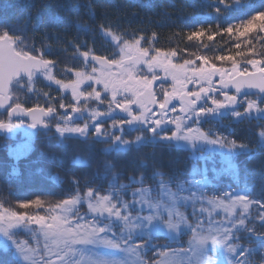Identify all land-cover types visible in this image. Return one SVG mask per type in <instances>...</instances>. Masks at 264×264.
Wrapping results in <instances>:
<instances>
[{"label": "snow or ice", "instance_id": "snow-or-ice-1", "mask_svg": "<svg viewBox=\"0 0 264 264\" xmlns=\"http://www.w3.org/2000/svg\"><path fill=\"white\" fill-rule=\"evenodd\" d=\"M210 7L217 13L216 19L232 11H239L242 15L221 33L209 35L208 39L213 40L216 34L226 32L230 38L237 41L235 48L241 49L243 44L245 51H238L235 56L228 54L209 58L201 55L194 59L173 62V58L177 56L176 50L169 52L154 50L152 54L149 48L140 47L143 39L141 37L134 41H123V46L119 49L121 53L119 59L109 61L92 55L90 50L82 52L84 68L76 70L75 79L68 82L55 78L53 61L45 59L43 54L40 56L30 54L19 35L10 34L8 30L0 27V108L12 98L13 84L17 88L23 87L25 84L23 77H26V83L31 90L30 86L39 73L62 89H70L77 106L81 100L85 101L83 106L73 107L74 113L86 111L89 101L107 104L106 111L92 109L91 118L93 123L100 116L112 118V127L120 130V135L113 136L116 152L130 150L132 142L121 138L125 132L124 125L127 124L129 132L147 130L153 133L148 141H145L142 135L136 136L137 148L142 142L152 144L160 141L174 142L169 146L191 151L192 160L204 161L203 168L193 166L190 178L178 183L176 191L172 190L162 173L155 172L152 179L159 178L158 194L155 196L154 189L144 186L143 176L139 179L129 178V184H120L118 178L114 176L105 194L89 187L81 196L77 189L69 198L49 205L47 215L22 214L0 205L2 237L0 250L11 253V264H145L142 259L144 245L133 242V234L139 240L149 241L150 248L152 238L161 234L176 233L181 230L182 225L192 233L189 247L183 250V253L177 251L171 254L162 253L167 258L163 264H250L249 258L254 252L264 251V245L259 249L241 246L240 237L237 235L238 231L255 234L253 229L245 227V219L253 204L264 209V202L249 199L247 189L236 193L225 189L219 196L213 192L211 197L206 192L209 187L217 188L209 179V172L213 173L214 179H218L222 174L238 179V172L233 163V156L236 153L232 150L245 146L237 145L235 141L226 144L225 138L220 136L213 139L199 127L202 120L219 121L226 116L239 119L250 117L253 112L264 113V107L256 100L245 99L248 96L247 92L244 93V97L240 96L245 89H257L264 93V49L257 50L251 39L241 40L256 29L264 33V11L249 15L244 9L251 6L242 4L241 0L231 2L218 0ZM102 31L117 45L121 43L122 37L110 29L102 28ZM204 33L205 30L200 28L199 31L192 32L188 40L193 38L199 40ZM249 45L252 47H248ZM253 53L255 56H252ZM236 56L252 58L238 61ZM212 59L220 61L221 66L217 67L216 63L211 62ZM89 60L94 63L90 65ZM197 60L201 63L197 64ZM223 62H231V66L226 67ZM241 63L249 65L250 68H242ZM96 64L100 65L99 69ZM89 67L91 70L86 71L85 69ZM216 77H219L218 84L215 82ZM169 80L171 84L166 87ZM157 81L161 83L154 89ZM85 84H88V88L81 90ZM99 85L103 87L98 90L96 86ZM232 88L235 89L234 94L228 91ZM238 103H246L243 113L237 108ZM133 106L138 111H135ZM61 107L65 106L61 104ZM117 110L123 115L113 116ZM53 111L51 107L47 111L43 108L27 110L17 104L8 115L30 116L32 121L29 126L36 128L41 122L37 113L45 116ZM62 119L71 121L72 117L66 116ZM189 121L192 123L189 124ZM23 122L21 119L20 123ZM16 126L11 119L0 122V129L11 130ZM88 127L87 122L82 127L69 126L66 123L65 126L58 127L57 131L61 134L67 132L86 136ZM94 131L97 137L107 135L102 132L100 126H96ZM169 132L171 135L166 134ZM259 136L260 143L264 146V130ZM210 145L219 147H209ZM225 148L228 151H222ZM215 152H219L222 157L221 163L226 165L219 171L216 168V161L209 155ZM209 163L212 165L211 168L208 167ZM132 185L139 187L131 191L129 202L123 199L122 193ZM82 202L87 203L90 218L86 219L79 215L78 205ZM197 203L201 204L200 213L202 215L207 213L209 217L207 228L203 227L202 221H198L195 227L188 225L186 217L178 210L180 206L190 204L195 215ZM204 203L212 210L223 208L228 217L234 216L237 208L242 211L237 219H229L227 225L217 224L211 220L212 213L203 207ZM32 204L36 207L45 206L40 199L33 201ZM20 207L27 209L29 203H22ZM133 211L137 213L135 216L132 215ZM260 219L264 221V212L260 213ZM29 225H36L44 238L42 253L39 245L32 247L26 241L18 239L20 233L15 230ZM117 227L122 229L119 235L114 231ZM169 238L173 241L176 239L174 235Z\"/></svg>", "mask_w": 264, "mask_h": 264}, {"label": "trees", "instance_id": "trees-1", "mask_svg": "<svg viewBox=\"0 0 264 264\" xmlns=\"http://www.w3.org/2000/svg\"><path fill=\"white\" fill-rule=\"evenodd\" d=\"M214 2L218 0H0V27L10 34L19 35L30 54H43L45 59L53 61L56 78L68 82L75 79L76 70L84 68L82 52L90 50L92 55L110 61L119 59V45L125 40L134 41L141 37V46L149 48L152 53L154 50H176L174 62L201 55L209 58L228 54L235 56L238 51H245L243 44L241 49H236L237 41L226 32L216 34L213 40L208 39L209 35L221 33L242 15L239 11H232L216 19L217 13L210 7ZM241 3L251 6L244 9L249 15L264 11V0H241ZM102 28L121 36V43L117 45L104 34ZM200 28L205 30L204 35L199 40H188V36ZM261 37H264V33L256 29L241 40L251 39L256 49L261 50L264 49V38ZM252 56H236V59L241 61ZM211 62L216 63L217 67L221 66L218 60L212 59ZM196 63L200 64L201 61L197 60ZM223 63L226 67L231 66V62ZM241 67L250 68L245 63H241ZM24 81L23 87L14 85L12 88L13 104L26 109L51 107L56 115L49 122V131H40L30 137L35 151L21 160L19 176L12 175L7 165L9 149L17 144V140L9 132L0 133V205L5 208L27 215H47L49 205L69 198L77 189L81 196L89 187L105 194L114 176L120 184H129L131 177L139 179L143 176L146 187L158 183L159 178L152 179L155 172L162 173L166 182L171 184L189 178L194 165L197 168L204 167V161L192 160L189 151L170 147V143H143L137 148L134 144L136 136L142 135L148 141L153 133L147 130L129 132L126 124L121 138L132 142L130 150L116 152L113 136L120 135V130L112 127V118L100 123L103 132L107 133L105 136L97 137L90 133L84 139L67 136L59 140L54 128L70 99L64 98L58 88L45 82L34 85L32 91ZM254 99H260L264 106L262 97ZM61 104L65 107L62 108ZM9 119L7 111L0 113V122ZM221 120L226 123L231 121L232 131L229 128L222 129L224 135H228L237 145L245 146L233 158L238 179L225 175L228 178L225 185L231 189L244 187V190H249V199L264 202V146L259 136L264 130V117L238 120L227 116ZM209 123L210 120H202L199 127L204 128ZM208 167H212L211 163ZM134 187L139 186L132 185L122 193L124 200L131 201L129 190ZM173 189L176 190V187ZM37 199L42 200L45 206L36 207L32 204ZM22 203H29V207H20ZM182 211L195 227L202 214L195 212L194 215L191 205L182 208ZM241 211L237 210L235 219ZM261 212L264 209L257 204L249 208L245 227L253 229L255 234L238 231L241 246L259 249L264 245ZM78 213L85 214L86 211L81 208ZM136 214L132 212L133 216ZM191 237V231L183 232L174 241L168 235H157L150 241V248L147 240L135 237L134 242L144 245L142 259L145 264H159L167 259L162 253L171 254L188 249ZM22 238L24 235L19 234L18 239ZM249 259L250 264H264V251L254 252ZM11 261V253L0 250V264H11Z\"/></svg>", "mask_w": 264, "mask_h": 264}, {"label": "rangeland", "instance_id": "rangeland-1", "mask_svg": "<svg viewBox=\"0 0 264 264\" xmlns=\"http://www.w3.org/2000/svg\"><path fill=\"white\" fill-rule=\"evenodd\" d=\"M123 46V44H121V45H119V49H120V47H122ZM140 47L141 48H143L142 46H141V44H140ZM119 52V58H120V56H121V53H120V51H118ZM152 53V52H151ZM152 54H154V53H152ZM173 62H174V60H173ZM100 67H98L97 66V69H99ZM142 68H143V66H142ZM86 71H90L91 69H90V67L89 68H87V69H85ZM114 70V69H113ZM144 71H146V68H144ZM53 75L55 76V71H54V69H53ZM97 75H99V72L97 73ZM55 78H56V76H55ZM57 79V78H56ZM41 82H45V83H47V84H49V85H52V86H54V87H56V89L58 88V90L60 91V93H62V96L64 97V98H66V97H68L69 99H70V103H69V105L68 106H66V108L64 109V111H63V113H62V115L59 117V121H56V126H55V128H54V133L56 134V136L59 138V140H62L63 138H65V137H67V136H72V137H77V138H86L90 133H94V134H96L95 133V131H94V128L96 127V126H100L101 127V125H100V123L102 122V121H104V120H107V119H109L110 117H105V116H100L99 118H97L96 120H95V123H93L92 122V118H91V110L92 109H94V108H98L100 111H106L107 110V104L105 103V104H99L98 102H96V101H89L88 102V109L86 110V111H77V112H73L72 111V109H73V107H79V106H83L84 104H85V101L84 100H81L80 101V105L79 106H77L76 105V101L73 99V97H72V95H71V90L70 89H68V90H64V89H62L59 85H56L55 83H53V82H51V81H49V80H47L43 75H41V74H39V75H36V77L34 78V80H33V83H32V85L30 86L31 87V89H32V91H34V85H38L39 83H41ZM215 82L218 84L219 83V77H216V79H215ZM161 82L160 81H157L156 82V85H154V89H156L157 88V86L160 84ZM170 84H171V81L169 80V81H167V83H166V87L167 86H170ZM25 85V84H24ZM27 86H29V85H27ZM95 86V85H94ZM16 87V86H15ZM97 88H98V90L99 89H102V85H99V86H96ZM191 87V86H190ZM86 88H88V84H85V85H83L82 86V89L81 90H83V89H86ZM13 91V90H12ZM158 94H159V92H158ZM217 95H218V93H217ZM119 98V97H118ZM249 99H253V100H256L257 101V103L261 106V107H264V106H262V102H261V100L260 99H254V97H249ZM242 108L241 109H239L242 113L244 112V109H245V107H246V103H244V104H242ZM134 110L135 111H138V109H136L135 107H134ZM156 109H154V111H155ZM113 116H122L123 114L122 113H119V110H117L115 113H113L112 114ZM264 115V113H260V114H257V113H252L251 115H250V117H247V118H245V117H241V118H236V117H232V116H230V117H232V118H234V119H238V120H246V119H253V118H258V116H263ZM66 116H71L72 117V119H71V121H66V120H64V119H62L63 117H66ZM80 117H83V119H79ZM227 117V116H226ZM210 121H211V123H209V124H207V125H205V127L204 128H201V130L202 131H204V132H207L210 136H212V138L214 139V138H216V136H220V137H222V138H225V143L227 144L228 142H230V141H233V139H231L228 135H224V132L222 131V135H220V134H218V132H217V128L216 129H214L213 128V126H214V124H215V121L216 120H211V119H209ZM85 122H87L88 124H89V127H88V130H87V135L86 136H81V135H79V134H77V133H64V134H61L60 132H58L57 131V129H58V127H63V126H65V124L67 123L69 126H76V125H79V126H83V124L85 123ZM220 122H222V120L220 119L219 121H217V123H220ZM15 124H17V126L16 127H13V132H11V135H12V138H15L16 140H17V144L13 147V148H11V149H9V152H8V157H9V160L7 161V165H9L10 166V168H9V170H10V173L11 174H13V175H17V173H18V169H17V164L21 161V160H23L24 159V157L25 156H30L31 154H32V152H34L35 151V147H33L32 146V144H31V142H30V134H29V131H28V126H29V124L27 123V122H23V124H21L20 123V121H16V122H14ZM189 124H191L192 122L191 121H189L188 122ZM127 125V124H126ZM213 125V126H212ZM128 127H129V125H127ZM193 126H195V125H193ZM212 126V127H211ZM218 128H222V126H220V125H218ZM230 129V132L232 131L231 130V128H229ZM101 130H102V128H101ZM102 132H103V130H102ZM0 133H1V129H0ZM168 135H171V133H169ZM161 142H165V143H174V142H167V141H161ZM115 144H116V142H115ZM134 144H135V141H134ZM141 144H143V142L141 143ZM209 147H219L218 145H216V146H209ZM245 148H236V149H233L232 151L234 152V153H236L234 156H233V158L235 157V156H237L241 151H243ZM222 151H228V149L227 148H225V149H222ZM190 153H191V151H189ZM212 154V156H211V159H213V160H220V162H221V160H222V157L220 156V154H219V152H215V153H211ZM214 154H216V155H214ZM218 155V156H217ZM191 156H192V153H191ZM219 162V163H220ZM197 178H200V177H197ZM220 180H221V182L222 183H225V179L224 178H219ZM170 185V184H169ZM171 186V188H172V190L173 191H176V190H174L173 189V187H175V186H172V185H170ZM146 187H148V188H151V189H154L155 191H154V193H153V195L155 196V195H157L158 194V183L157 184H155V185H151V186H146ZM137 187H134V188H131L130 190H129V192L131 193V191H134L135 189H136ZM241 188V190L243 189V187H240ZM213 192H215V191H213ZM212 194L213 193H211L210 195L212 196ZM183 195H188L187 193H183ZM131 202V201H130ZM82 203H84V202H82ZM190 206V204L188 205V206H180L179 207V211L181 212V213H183V215L186 217V213L184 212V211H182V208H186V207H189ZM195 212L196 213H199L200 212V208H201V204L200 203H197L196 205H195ZM203 207H205V208H207L209 211H211V213H212V215H211V220L214 222V223H217V224H225V225H227L228 224V221H229V219H235V215L234 216H232V217H228L227 216V214L225 213V211H224V209L223 208H217V209H215V210H212L211 209V207L209 206V205H207L206 203H204L203 204ZM81 208H84L85 209V211H86V213L84 214H80V216H83V217H85L86 219L87 218H90V216H91V213L89 212V209H88V207H87V203H85L84 204V206L83 205H78V211L81 209ZM239 208H237L236 209V213H237V210H238ZM144 214H147V213H144ZM199 217V216H198ZM234 217V218H233ZM186 219H187V223H188V225H192V222H190L189 221V219L186 217ZM198 221H202L203 222V227L204 228H207L208 227V221H209V217H208V215H207V213H204L201 217H199V219H198ZM196 226H197V224H196ZM35 229V231H33ZM121 230L122 229H120V228H115L114 229V231L116 232V234L117 235H119L120 234V232H121ZM15 231H19V233L20 234H23L24 235V239L22 238L21 239V241H26L30 246H32V247H35V246H37V245H39L40 246V249H41V253L43 252V244H44V238H43V236L39 233V231H38V227L36 226V225H29L28 227H26V228H23V229H19V230H15ZM188 232V231H190L189 229H187L186 227H184L183 225L181 226V230L180 231H178V232H176V233H170L169 235H168V237H170V236H175V240H177L178 238H179V236L183 233V232ZM192 234V233H191ZM26 235V236H25ZM134 238H135V234H133V242H134ZM191 239H192V237L190 238V241H191ZM0 240H2V237H0ZM136 243V242H135ZM147 244H149V243H147ZM181 253H183V251L181 252ZM154 264H157V263H154ZM159 264H163V262H159Z\"/></svg>", "mask_w": 264, "mask_h": 264}, {"label": "water", "instance_id": "water-1", "mask_svg": "<svg viewBox=\"0 0 264 264\" xmlns=\"http://www.w3.org/2000/svg\"><path fill=\"white\" fill-rule=\"evenodd\" d=\"M100 58H102V57H100ZM102 59H105V58H102ZM88 62L89 63H94V61H91V60H89ZM96 65L100 66L99 64H96ZM23 79H27V78L26 77H23ZM11 90H12V86H11ZM229 91L235 93V89L234 88L229 89ZM245 92H247L248 95H261V96H264V93H260L257 89H245V90H242L240 96L241 97L244 96V93ZM173 103H178V101H173ZM15 106L16 105H13L12 104V98H11V99H9V100L6 101L4 107L0 108V113L8 110V114H10L11 113V109L13 107H15ZM133 107H135V106H133ZM22 108H24V107H22ZM24 109H26V108H24ZM32 109H39V108H32ZM27 110H31V109H27ZM45 111H47V110H45ZM54 115H55V112H52L51 114H48V115H45V116H40L39 113H37V117H38V119L41 122L37 124V127L36 128H32L31 127L30 128V131L31 132H38V131H46V130H49L50 127H48L45 122L51 120ZM9 118L12 119V120H21L22 119V120L28 121L29 123H31V121H32V118L30 116H23V117L9 116ZM2 130H5V129H2Z\"/></svg>", "mask_w": 264, "mask_h": 264}, {"label": "flooded vegetation", "instance_id": "flooded-vegetation-1", "mask_svg": "<svg viewBox=\"0 0 264 264\" xmlns=\"http://www.w3.org/2000/svg\"><path fill=\"white\" fill-rule=\"evenodd\" d=\"M231 93V92H230ZM242 97H244V96H242ZM245 99H249V97H245ZM243 106H242V104L241 103H238L237 104V108L238 109H241ZM253 113H255V112H253ZM256 119V118H255ZM28 129H30V127L28 126ZM29 131V130H28ZM10 132H13V128H12V130H10Z\"/></svg>", "mask_w": 264, "mask_h": 264}]
</instances>
